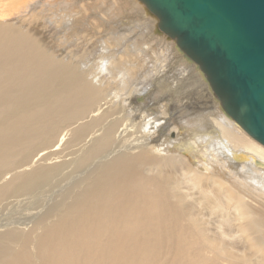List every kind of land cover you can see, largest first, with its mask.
I'll return each mask as SVG.
<instances>
[{
    "label": "bare ground",
    "instance_id": "bare-ground-1",
    "mask_svg": "<svg viewBox=\"0 0 264 264\" xmlns=\"http://www.w3.org/2000/svg\"><path fill=\"white\" fill-rule=\"evenodd\" d=\"M49 1L0 0V264H264V146L214 98L189 97L169 113L147 106L134 68H123L137 48L108 45L107 64H96L80 53L92 47L80 14L58 15L80 44L54 54L50 34L30 23ZM154 23L141 27L144 44L163 39L178 55ZM184 116L203 117L182 141ZM55 179L63 184L48 198Z\"/></svg>",
    "mask_w": 264,
    "mask_h": 264
},
{
    "label": "water",
    "instance_id": "water-1",
    "mask_svg": "<svg viewBox=\"0 0 264 264\" xmlns=\"http://www.w3.org/2000/svg\"><path fill=\"white\" fill-rule=\"evenodd\" d=\"M223 115L264 146V0H137Z\"/></svg>",
    "mask_w": 264,
    "mask_h": 264
},
{
    "label": "rangeland",
    "instance_id": "rangeland-1",
    "mask_svg": "<svg viewBox=\"0 0 264 264\" xmlns=\"http://www.w3.org/2000/svg\"><path fill=\"white\" fill-rule=\"evenodd\" d=\"M73 1L72 0H70L69 2H68V0H66V1L65 0L64 1L63 0H61V1H59V0L49 1L46 6L44 5L45 8L44 7L42 8L41 7L42 5L40 7L35 8L36 13L33 16L34 18L32 21L30 20L31 21L30 22L31 27L35 28V26H36V28H38V30H37L38 33L41 32V30L39 31L40 27L42 30H44V32L41 33L42 36H44V35L49 36V34H50L48 40H50L51 42L50 41H48V42L50 44V47H52L51 49H53V48L55 49L54 54L58 55L59 51L61 53L62 52L61 49H64L63 51H66V52H69L72 49L76 50L80 44V42H79L80 36H78L76 34L75 35L69 34L67 32L65 25H64L68 21L64 20L66 18L62 19L61 16L58 17V15L63 13L65 15V17L72 18V17H75L73 15L80 14L81 18H83V19L85 18L83 21L85 23V26H87L86 30L87 31L89 30V33L91 32L90 34L92 35V47H91V49H89V48L87 49L88 45L90 44V42H88L87 46H84V47H82L83 49H80L81 50L80 53L85 55V57H87L89 55H93L94 56L93 60L94 59L98 60V62L96 61V64L97 63L107 64V62L104 60V57H103L105 54L104 55L100 54L99 53L100 50H101L100 52H106V51L108 52V50H110V48H112V46L113 47L117 46L118 48L115 51H125V49H127V45H124V43L123 44H121V43L123 41H125L126 39H127L128 43L129 42L132 43V45L135 48H137V54H136V56L134 55V58L137 61L133 60L134 58L132 57V60H129V61L133 62V63L130 64V62L124 58L123 61L126 60V62L124 61L123 63H125V66H127V67L124 66L123 68H129L131 66L134 68L133 74L135 75V77L138 79L139 82L141 81L139 88H142V89H141L139 94L142 96V98H143L142 101L146 102L147 106L150 107L152 105H155L154 109L155 110L157 109L156 111L160 112V109L157 107L161 104L166 105V107H165L166 111L169 113L174 108L177 109V108L182 107V105H184L182 102L186 101L189 97L191 98L190 100L193 101V100H197V99H201V98L203 99L204 98L203 96H205V98L207 97V99L206 100L204 99V101H206V102L213 101L212 100L213 95L211 94L210 90L208 89V86H205L207 84H205L204 80L200 77V75L198 74V71L195 68H193L192 64L189 65L190 63H187L178 52L177 53H178V55H180V57L172 50L171 47L166 48V45H165L163 39H160V40L157 39V41H159V42H157L156 38H153L154 40H152V42H148V43L144 44V41H145L147 36H146V32H143L141 27L144 24L150 25L151 22L153 21V19H151V17H149V16H148V18L144 17L145 11H144V7L142 4L139 5V3L135 2V1H134V3H131L132 1H130V3H129V0H117V1L115 0L116 2H113L112 0H105V1L104 0H90V2H87L88 0H83V1L79 0V2L76 1V4H75V0H73ZM80 1H82L83 3L82 2L80 3ZM84 1H86V2H84ZM91 1H93V2L91 3ZM27 3H30V2L27 1L24 3V5L27 6ZM84 3H86V4L89 3V4L86 5ZM118 3L119 4L121 3V4L119 5ZM82 4L84 5V7ZM76 5H78V6H76ZM85 7H88V9ZM89 7L90 8L92 7L93 9L92 8L89 9ZM21 10H19L17 13H14L12 16L7 15L6 17H4V20H5V18L8 21L12 20L13 18H15L16 20H17V18L21 19L23 17V14L20 15ZM48 11H49V13H48ZM81 13H83V15ZM103 14H104V16H103ZM27 16L29 18V15H27ZM27 16H26V19H28ZM110 17H112V18H110ZM53 18H54V20H53ZM56 18L58 20H56ZM91 18L94 20H92ZM37 19L39 20V22ZM59 19H61V21L62 20L63 21L61 22ZM34 20H36V21H34ZM48 21L50 22V24L47 23ZM58 22H61V23L57 24ZM89 23H91V24H89ZM142 23H144V24H142ZM34 24H35V26H33ZM38 24L40 27L38 26ZM155 24H156V22L154 23L153 28H154ZM88 25H90V26H88ZM26 26H30V25L26 24ZM56 26L59 28H56ZM45 31L48 34H46ZM97 31H99V32L97 33ZM138 31H141L142 33L138 32ZM135 32L138 33V35L137 34L135 35L134 34ZM63 35H64V37H63ZM124 35L127 37H125ZM152 35H153V33H152ZM51 36H52V38H51ZM133 36H134V38H133ZM144 36H146V37H144ZM153 36H155V35H153ZM53 37H55V38H53ZM67 37H69V38H67ZM111 41H113V42H111ZM101 43H106L107 45L106 44L101 45ZM166 43H168V45L170 46L169 41H166ZM52 44H54V45H52ZM68 44H70V45H68ZM108 45L110 46V48H108L109 47ZM132 45H131V47H133ZM59 47H60V50H57V49H59ZM106 47H107V49H105ZM172 47H174V43L172 44ZM149 48H151V49H149ZM169 48H171V49H169ZM140 49L141 50L146 49L148 54L144 56L143 52H140ZM157 52L161 53V54H159V55H161V57H160L161 59H158V58L155 59V55ZM174 53L177 57L176 56L174 57V55H173ZM119 54L121 55L122 53L120 52ZM63 55H64V53H63ZM101 55H102V57H101ZM98 56L103 58L104 62ZM151 57H152V59H150ZM153 63H154V65L157 63L156 67H158V68L153 69L154 66L150 67V64H153ZM120 68L122 69V67H120ZM119 69L118 70L112 69L111 70L112 73H111L110 77L113 76V77L119 78V76H122L121 70H119ZM150 69H153V70H150ZM157 70H162L165 73V76H166L165 79H158V76L156 75ZM92 71H95V70H92ZM113 71H115V73ZM197 75H199V77ZM174 80H175V83L172 84L171 82ZM189 102L190 101L187 100V103H189ZM154 109H152V110L154 111ZM180 109H182V108H180ZM181 115H184L182 110H180L174 114L175 117H178ZM208 116L209 117H215V115H213V114H210ZM202 117L203 116H201L200 118L198 117L196 119L190 120V119H188L187 116L186 117L184 116V119H186L187 121L185 122V124H183L180 127V130H179L181 133L180 137L181 138L183 137L182 141H184L185 137L189 136L188 135L189 133L187 134L188 129L195 128L196 122H199V119H202ZM238 129L240 131H242L247 137H249L239 126H238ZM189 132L191 133V130ZM251 140H253V139H251ZM189 141L190 142L194 141V138H192V141L189 138ZM195 144H196V142H195ZM197 148H198V146H197ZM190 151H191V149H190ZM201 153L204 154V156L206 157L207 160H210L209 158L212 157L211 155H208V152L203 151ZM234 159H235V157H234ZM235 160H237V159H235ZM244 162H246V161H244ZM244 162H243V160H240L238 162L236 161V163H239L240 165L243 164V166H244ZM252 166L254 167L255 170H261L260 168L258 169L259 166L255 165V164H252ZM224 178L225 177H223V179ZM59 180L60 179H55V180H53V182H51L52 184L54 183L53 185L50 183L49 185L46 186L43 193H45L48 196V198H52V197H54V199L57 198L56 192H58L61 189V186L63 184V182L61 180L60 181ZM67 180H66V182H67ZM247 180L250 181L249 179H247ZM225 181H228V180L226 179ZM49 186L52 187L51 190H50ZM55 187H56V189H55ZM237 187L240 188L241 185H239V186L237 185ZM48 188H49V190H47ZM58 188H60V189H58ZM240 189L242 190L243 187H241ZM51 191H52V193H51ZM50 200L51 199H48L45 203L42 201V204L44 203L43 205L45 206V204ZM13 212L15 213V210L11 211V213H13ZM14 213H13V215H14ZM15 216H17V215H15ZM32 223H29L28 226L30 227L32 225Z\"/></svg>",
    "mask_w": 264,
    "mask_h": 264
}]
</instances>
